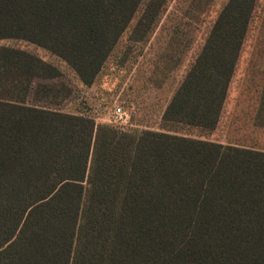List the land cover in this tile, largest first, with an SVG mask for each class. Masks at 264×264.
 Instances as JSON below:
<instances>
[{
    "label": "trees",
    "instance_id": "1",
    "mask_svg": "<svg viewBox=\"0 0 264 264\" xmlns=\"http://www.w3.org/2000/svg\"><path fill=\"white\" fill-rule=\"evenodd\" d=\"M169 1L0 0V42L42 47L89 86ZM257 3L223 7L165 122L217 128ZM59 76L0 46V264H264V148L98 125L44 101Z\"/></svg>",
    "mask_w": 264,
    "mask_h": 264
},
{
    "label": "rangeland",
    "instance_id": "2",
    "mask_svg": "<svg viewBox=\"0 0 264 264\" xmlns=\"http://www.w3.org/2000/svg\"><path fill=\"white\" fill-rule=\"evenodd\" d=\"M228 1L170 0L144 41L131 39L136 17L89 86L42 47L18 39L1 41L0 46L27 51L58 68L59 78L44 82L54 90V96L44 99L53 109L126 131L172 129L197 138L264 148V120L259 113L264 91V0H258L217 128L206 131L163 119ZM119 106L127 113L123 122L114 121L113 112Z\"/></svg>",
    "mask_w": 264,
    "mask_h": 264
},
{
    "label": "built area",
    "instance_id": "3",
    "mask_svg": "<svg viewBox=\"0 0 264 264\" xmlns=\"http://www.w3.org/2000/svg\"><path fill=\"white\" fill-rule=\"evenodd\" d=\"M126 114L127 113L125 112V110L121 106L116 107L114 112H113L114 121L115 122H123V121H125V118L127 117Z\"/></svg>",
    "mask_w": 264,
    "mask_h": 264
},
{
    "label": "crops",
    "instance_id": "4",
    "mask_svg": "<svg viewBox=\"0 0 264 264\" xmlns=\"http://www.w3.org/2000/svg\"><path fill=\"white\" fill-rule=\"evenodd\" d=\"M224 143V142H223Z\"/></svg>",
    "mask_w": 264,
    "mask_h": 264
}]
</instances>
